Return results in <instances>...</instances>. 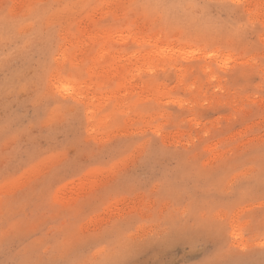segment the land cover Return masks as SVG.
<instances>
[{
	"label": "rangeland",
	"instance_id": "1",
	"mask_svg": "<svg viewBox=\"0 0 264 264\" xmlns=\"http://www.w3.org/2000/svg\"><path fill=\"white\" fill-rule=\"evenodd\" d=\"M0 264H264V0H0Z\"/></svg>",
	"mask_w": 264,
	"mask_h": 264
}]
</instances>
